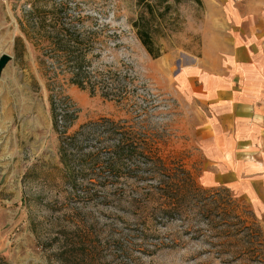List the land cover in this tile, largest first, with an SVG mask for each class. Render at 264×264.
<instances>
[{
	"label": "rangeland",
	"instance_id": "rangeland-1",
	"mask_svg": "<svg viewBox=\"0 0 264 264\" xmlns=\"http://www.w3.org/2000/svg\"><path fill=\"white\" fill-rule=\"evenodd\" d=\"M169 2L152 58L135 0H0V264H264V211L204 178L205 107L181 73L200 59L205 7ZM101 118L111 135H74Z\"/></svg>",
	"mask_w": 264,
	"mask_h": 264
},
{
	"label": "crops",
	"instance_id": "crops-1",
	"mask_svg": "<svg viewBox=\"0 0 264 264\" xmlns=\"http://www.w3.org/2000/svg\"><path fill=\"white\" fill-rule=\"evenodd\" d=\"M200 2V59L181 75L186 93L205 107L197 127L204 178L264 211V0Z\"/></svg>",
	"mask_w": 264,
	"mask_h": 264
},
{
	"label": "trees",
	"instance_id": "trees-1",
	"mask_svg": "<svg viewBox=\"0 0 264 264\" xmlns=\"http://www.w3.org/2000/svg\"><path fill=\"white\" fill-rule=\"evenodd\" d=\"M174 3L180 2V0H171ZM200 3V0H196ZM135 5L137 7L136 15L134 18L129 20V24L132 27L133 33L140 44L143 46L148 55L152 58L158 57L161 52L159 46L153 40V34L156 33L157 26L155 22L159 19H163L166 14L169 13L171 9V3L169 0H135ZM59 34V33H58ZM70 43V41H69ZM74 46V47H73ZM42 50V47H39ZM83 47L82 43H77L72 41L70 46H64L63 49H60L65 55L67 54H77V57L73 56L72 59H69L70 67V77L69 82L76 84L79 87L83 86L85 81H88V77H85L83 67ZM51 112V126L52 128L57 129V121L64 120L65 112L59 113L57 110H60V106L51 102L50 105ZM102 129L103 131H100ZM113 131V126L111 125V120L107 118H101L95 121H89L78 126V129L75 132V136L81 138V140L87 139H97L100 136L111 135ZM63 132V131H58ZM59 133V134H60ZM150 147L144 143V146L137 147V152L142 155L150 154ZM59 156L62 154L61 149L58 150ZM115 155H119V148L114 150ZM62 160V158H60ZM60 160V162H61ZM110 165L113 163L106 162ZM171 210V207H169ZM165 208V209H169ZM164 209V208H163ZM164 209V210H165Z\"/></svg>",
	"mask_w": 264,
	"mask_h": 264
},
{
	"label": "water",
	"instance_id": "water-1",
	"mask_svg": "<svg viewBox=\"0 0 264 264\" xmlns=\"http://www.w3.org/2000/svg\"><path fill=\"white\" fill-rule=\"evenodd\" d=\"M8 60H9V55L5 53H0V70L7 63Z\"/></svg>",
	"mask_w": 264,
	"mask_h": 264
},
{
	"label": "built area",
	"instance_id": "built-area-1",
	"mask_svg": "<svg viewBox=\"0 0 264 264\" xmlns=\"http://www.w3.org/2000/svg\"><path fill=\"white\" fill-rule=\"evenodd\" d=\"M233 2H240L241 0H232ZM262 48L264 49V40L262 42Z\"/></svg>",
	"mask_w": 264,
	"mask_h": 264
}]
</instances>
